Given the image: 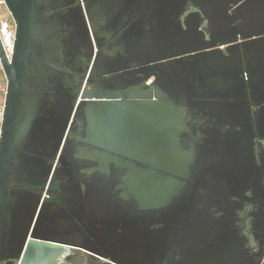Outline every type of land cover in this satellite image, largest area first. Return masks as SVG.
<instances>
[{
    "label": "water",
    "instance_id": "obj_1",
    "mask_svg": "<svg viewBox=\"0 0 264 264\" xmlns=\"http://www.w3.org/2000/svg\"><path fill=\"white\" fill-rule=\"evenodd\" d=\"M3 3L0 264H264V0Z\"/></svg>",
    "mask_w": 264,
    "mask_h": 264
},
{
    "label": "rangeland",
    "instance_id": "obj_2",
    "mask_svg": "<svg viewBox=\"0 0 264 264\" xmlns=\"http://www.w3.org/2000/svg\"><path fill=\"white\" fill-rule=\"evenodd\" d=\"M0 33L4 41L6 51L10 55L12 52L14 34H15V24L13 18L9 11L7 10L3 0H0ZM7 89V79L0 62V128L2 116L1 113L4 107V101Z\"/></svg>",
    "mask_w": 264,
    "mask_h": 264
},
{
    "label": "built area",
    "instance_id": "obj_3",
    "mask_svg": "<svg viewBox=\"0 0 264 264\" xmlns=\"http://www.w3.org/2000/svg\"><path fill=\"white\" fill-rule=\"evenodd\" d=\"M0 35H1V33H0ZM1 116H3V111H2V113H1ZM2 118V117H1Z\"/></svg>",
    "mask_w": 264,
    "mask_h": 264
},
{
    "label": "flooded vegetation",
    "instance_id": "obj_4",
    "mask_svg": "<svg viewBox=\"0 0 264 264\" xmlns=\"http://www.w3.org/2000/svg\"><path fill=\"white\" fill-rule=\"evenodd\" d=\"M204 27V25L201 27V29Z\"/></svg>",
    "mask_w": 264,
    "mask_h": 264
},
{
    "label": "bare ground",
    "instance_id": "obj_5",
    "mask_svg": "<svg viewBox=\"0 0 264 264\" xmlns=\"http://www.w3.org/2000/svg\"><path fill=\"white\" fill-rule=\"evenodd\" d=\"M3 40V39H2ZM3 43H4V41H3ZM5 46V45H4Z\"/></svg>",
    "mask_w": 264,
    "mask_h": 264
}]
</instances>
